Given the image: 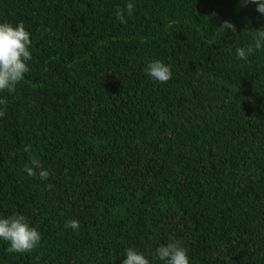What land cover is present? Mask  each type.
Returning <instances> with one entry per match:
<instances>
[{
    "label": "trees",
    "instance_id": "1",
    "mask_svg": "<svg viewBox=\"0 0 264 264\" xmlns=\"http://www.w3.org/2000/svg\"><path fill=\"white\" fill-rule=\"evenodd\" d=\"M124 4L0 0L33 50L0 93V215L42 233L28 253L0 241V264H120L170 238L192 264H264V49L235 56L264 19L240 0H135L121 24ZM154 59L167 83L146 75ZM32 156L47 181L22 171Z\"/></svg>",
    "mask_w": 264,
    "mask_h": 264
},
{
    "label": "clouds",
    "instance_id": "2",
    "mask_svg": "<svg viewBox=\"0 0 264 264\" xmlns=\"http://www.w3.org/2000/svg\"><path fill=\"white\" fill-rule=\"evenodd\" d=\"M255 5L258 19H264V0H240L241 7ZM135 10V0H125L124 6L118 7L115 12L116 19L125 24V17H130ZM236 32L231 21H222L219 28ZM47 31V30H46ZM30 30L23 22L12 24L0 22V93H15L18 84L24 82L25 76L31 71L29 65L33 60L32 40ZM264 49V28L254 31L252 42L247 47H237L235 56L239 60L247 61L256 50ZM146 75L156 83H167L172 79V66L163 60L154 59L147 63L144 69ZM7 99L0 98V118L5 115L3 106ZM24 152L33 151L32 145L24 146ZM29 177H38L47 181L51 172L44 168L41 160L32 156L29 163L22 169ZM79 221L69 220L65 229L79 230ZM0 241L8 246V253H28L39 248L42 242V233L23 214L13 213L10 216L0 215ZM120 264H192L188 250L182 242L169 239L158 244L151 253L139 251L136 247L124 250V258Z\"/></svg>",
    "mask_w": 264,
    "mask_h": 264
}]
</instances>
